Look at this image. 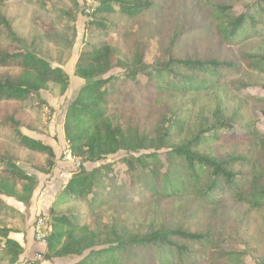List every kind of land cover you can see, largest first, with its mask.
I'll list each match as a JSON object with an SVG mask.
<instances>
[{"label": "rangeland", "instance_id": "rangeland-1", "mask_svg": "<svg viewBox=\"0 0 264 264\" xmlns=\"http://www.w3.org/2000/svg\"><path fill=\"white\" fill-rule=\"evenodd\" d=\"M253 1L147 0L151 6L146 11L136 15L117 12L109 16V25L103 29L88 23L97 0H5L0 5V17L9 24L8 29L0 26V44L30 50L51 66L60 67L68 77L64 91L57 82L49 81L46 89L33 91L24 102L0 104V112L9 109L3 106L21 104L24 122L31 125L30 129L22 127L21 132L50 145L55 154L52 168L38 172L33 164L44 156L18 147L11 136L0 137V166L14 163L37 179L26 202L0 194V201L21 214L19 219L7 210L8 215L0 217V264L18 260L20 264H73L85 256L91 259V264H141V261L144 264L150 259L155 264H171V254L159 242L148 254L133 252L131 248H126L124 254L110 251L121 239L169 228L210 235L211 243L206 247L197 242L189 247L206 256L219 252L236 254L225 264H264V206L252 208L228 198L209 202L187 194L153 197L142 202H57L59 213L52 208L56 194L64 198L66 182L83 165L87 171L101 168V174L115 177L116 182L126 179L121 158L127 152L123 150L93 162L80 163L81 158L74 154L65 157L69 143L63 134L64 115L86 82V78L77 74V68L89 45L108 44L112 48L111 64L104 77L128 70L136 72L135 81L128 80L126 90L136 82L143 86L150 75L175 59H216L239 66L238 74L218 79L174 65L173 73L177 76L205 80L206 86L178 92L166 80H152L161 90L159 96L150 102L137 99L132 103H114L108 116L113 126L129 136L131 146L136 148L133 154L163 158L170 147L184 143L202 129L204 137L197 148L200 153L219 160L236 158L232 165L234 172L247 173L248 181L264 179V71L249 66V58L264 61V34L228 44L219 33V28L226 25L224 21H233L234 15ZM221 12L229 16L218 20ZM15 71V67H0V77ZM219 122L226 125L218 126ZM247 128L255 130L258 136L244 137ZM101 184L100 198L105 199L109 189L105 187L106 180ZM60 213L78 224L80 235L92 233L94 246L83 250L81 255L55 256L47 252L46 244L37 243L32 236L35 221L46 217L50 224ZM7 238L19 241L22 248L14 262L9 251L2 247ZM174 239L183 241L179 237ZM126 254L133 255L134 261ZM213 257L215 262L218 255ZM222 257L227 260V256Z\"/></svg>", "mask_w": 264, "mask_h": 264}, {"label": "trees", "instance_id": "trees-1", "mask_svg": "<svg viewBox=\"0 0 264 264\" xmlns=\"http://www.w3.org/2000/svg\"><path fill=\"white\" fill-rule=\"evenodd\" d=\"M97 1V5L88 15V23L98 29L106 28L109 25V16L117 12L124 15H136L151 6L147 0ZM4 2L5 0H0V5ZM228 16L229 14L225 15L221 12L218 20ZM232 20L224 21L226 25L219 28V33L228 44L235 43L244 37L264 34V0L248 3L238 15H234ZM3 25L9 28L8 22L0 17V26ZM88 47L87 51L81 54L77 68V74L86 78V82L66 108L63 122L64 138L70 144L72 153L81 158L80 163L102 160L105 156H113L121 150L127 152L121 158L126 179L116 182L115 177L101 174V168L87 171L83 165L82 169L73 173L66 182L64 198L63 195H59V199L53 204L55 213H59L58 203L64 204L68 201L76 204L81 201L89 202V204L96 201L106 204L109 200L142 202L153 197H180L187 194L209 202H219L228 198L252 208L264 206V179L248 181L247 173H236L232 170L233 163L238 159L219 160L197 150L204 137V130L200 129L184 143L170 147L163 158L153 154H133V149L136 148L131 146L129 136L119 127L113 126L108 116L109 108L114 103H132L137 99L150 102L159 96L161 90L151 83L152 80H166L169 87L178 92L206 86L205 80L193 76H177L173 73L174 65L183 67L189 72H204L218 79L227 78L232 73L238 74L239 66L216 59H175L169 65L156 70L153 75L149 74V80L143 86L140 82H136L135 86L126 90L128 80L135 81L136 72L128 70L124 74H111L104 77V73L111 64L112 48L108 44ZM249 66L264 71V61L254 62L249 58ZM0 67L16 68L13 74L0 77V104L24 102L33 91L46 89L49 81L57 82L61 91H64L68 85V77L60 67L51 66L45 59L21 47L9 48L0 44ZM20 105L3 106L9 109L0 112V137L11 136L9 138H13L18 147H24L34 155L44 156L42 159H37L33 168L38 172H47L53 166L55 154L50 145L21 132L22 127L30 129L31 125L24 122ZM224 125L226 123L218 124V126ZM242 135L248 139H254L258 133L247 128ZM103 180H106L105 187L109 189L105 199L100 198ZM260 180H262L261 183H259ZM36 185L37 179L14 163L7 162L0 166V194L13 196L19 201L26 202L31 198ZM118 189L120 192L117 191ZM7 210L10 215L20 219L19 211L8 208L4 202L0 201V217L8 215ZM50 224L46 242L48 253L55 256L81 255L83 250L94 246L93 234L80 235L78 224L64 214L60 213L59 216L52 218ZM177 237L183 241L177 242L174 239ZM86 240L90 243L86 244ZM155 242H159L167 249L166 253L171 254V264H197L198 262L225 264L236 256L234 253L219 252L214 254L218 257L213 262L214 255L206 256L203 253L194 252L189 247V244L193 242L206 247L211 243L210 235L172 228L145 235L137 233L127 240L121 239L116 248L111 247L110 251L117 250L124 254L126 248H131L133 252L148 254L155 246ZM2 247L12 255L13 262L17 260L22 250L19 242L9 238L5 239ZM222 255L227 256V260H224ZM126 257H129L131 261L135 259L131 254H126ZM140 263L142 264L143 261ZM73 264H91V259L85 256ZM144 264L155 263L153 259H150Z\"/></svg>", "mask_w": 264, "mask_h": 264}, {"label": "built area", "instance_id": "built-area-1", "mask_svg": "<svg viewBox=\"0 0 264 264\" xmlns=\"http://www.w3.org/2000/svg\"><path fill=\"white\" fill-rule=\"evenodd\" d=\"M66 146H67V151L65 152L66 153L65 157L70 158L73 153L70 149L69 144H67ZM49 232H50V225L47 221V218L46 217H39L35 221V223L32 227V236L35 238L37 243L42 245V244H46Z\"/></svg>", "mask_w": 264, "mask_h": 264}, {"label": "crops", "instance_id": "crops-1", "mask_svg": "<svg viewBox=\"0 0 264 264\" xmlns=\"http://www.w3.org/2000/svg\"><path fill=\"white\" fill-rule=\"evenodd\" d=\"M60 195V193H57L56 194V196H55V198L53 199V202L55 203V201L58 199V196ZM53 206V205H52ZM17 242H19V241H17ZM12 264H20V261L18 260L17 262H15V263H12Z\"/></svg>", "mask_w": 264, "mask_h": 264}]
</instances>
